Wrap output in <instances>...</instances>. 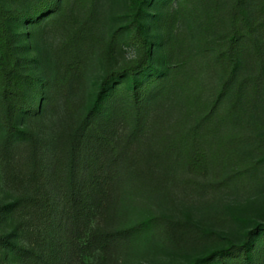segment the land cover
Returning a JSON list of instances; mask_svg holds the SVG:
<instances>
[{"label":"rangeland","instance_id":"rangeland-1","mask_svg":"<svg viewBox=\"0 0 264 264\" xmlns=\"http://www.w3.org/2000/svg\"><path fill=\"white\" fill-rule=\"evenodd\" d=\"M165 1L139 78L167 74L139 115L116 80L86 128L103 76L136 55L126 0H0L26 104L9 140L0 105V264H186L264 221V82L250 116L188 134L216 95L212 20L230 0ZM258 1L243 8L264 49Z\"/></svg>","mask_w":264,"mask_h":264},{"label":"trees","instance_id":"trees-1","mask_svg":"<svg viewBox=\"0 0 264 264\" xmlns=\"http://www.w3.org/2000/svg\"><path fill=\"white\" fill-rule=\"evenodd\" d=\"M168 1L171 0H166L165 4ZM153 2L154 0H126V39L136 48V55L125 66L111 69L103 76L95 101L82 118L86 128L95 126L102 111L99 106L109 95V87L113 82L129 79L125 92L134 113L139 115L149 85L167 74L166 68H156L155 73L149 75L144 82L139 78L151 67L152 41L146 33V19ZM244 4L245 0H230V6L223 16L216 15L214 21L211 18L214 26L218 27V32L213 36V58L221 74L215 97L204 104L203 112L197 116L188 133L192 140L198 138L200 129L219 128L227 121L233 125L239 122L237 120L245 114L244 111L254 107L259 96L264 82V49L256 33L258 25L254 18L248 16L243 8ZM256 5L259 11L264 12V0H259ZM41 10V6L36 9ZM20 77L19 59L12 45L8 12L0 3V105L3 108L1 121L7 140L20 133L16 113L26 107ZM188 137L184 136L186 139ZM190 149L194 150V146L188 144V161L197 162ZM23 252L28 257L35 255L31 250ZM186 264H264V221L255 223L239 242L228 239L223 246L197 256Z\"/></svg>","mask_w":264,"mask_h":264}]
</instances>
